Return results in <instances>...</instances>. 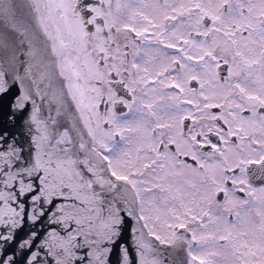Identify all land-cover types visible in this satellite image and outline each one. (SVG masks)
<instances>
[{"label":"snow or ice","instance_id":"1","mask_svg":"<svg viewBox=\"0 0 264 264\" xmlns=\"http://www.w3.org/2000/svg\"><path fill=\"white\" fill-rule=\"evenodd\" d=\"M0 264H264V0H0Z\"/></svg>","mask_w":264,"mask_h":264}]
</instances>
